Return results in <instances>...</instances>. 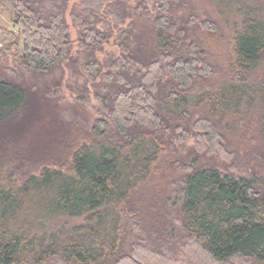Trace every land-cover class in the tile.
I'll return each instance as SVG.
<instances>
[{
  "label": "trees",
  "instance_id": "1",
  "mask_svg": "<svg viewBox=\"0 0 264 264\" xmlns=\"http://www.w3.org/2000/svg\"><path fill=\"white\" fill-rule=\"evenodd\" d=\"M67 1L0 0L12 26L0 25L4 55L14 49L19 68L50 74L72 48ZM205 1L216 19L197 25L173 16L180 0H141L138 9L149 4L155 15L147 55L125 45L132 33L119 28L118 0L71 9L104 117L90 129L70 123L55 153L38 160H21L20 145L0 146V264H264V0ZM114 29L126 52L100 63L94 54ZM27 98L0 78V124ZM190 139L181 157L176 145L185 151ZM229 145L254 154L249 177L202 165L208 153L232 156ZM180 170V184L167 189ZM171 202L179 247L166 222ZM142 210L153 212L156 235L163 229L154 246L127 242L128 215L136 221Z\"/></svg>",
  "mask_w": 264,
  "mask_h": 264
},
{
  "label": "rangeland",
  "instance_id": "2",
  "mask_svg": "<svg viewBox=\"0 0 264 264\" xmlns=\"http://www.w3.org/2000/svg\"><path fill=\"white\" fill-rule=\"evenodd\" d=\"M79 1H67L65 20L68 24L72 41L70 54L50 74L36 75L25 72L15 64L14 49L4 55L1 50L2 47H0V78L22 85L28 94L27 102H25L21 113L0 124V146L2 147L4 144L22 146L23 150L16 153L19 154L18 156L21 160H23L25 155L33 160L53 155L60 137L70 123L78 121L85 128L90 129L96 120L104 117V111L95 98L96 84L100 82V78L92 79L84 71L83 64L87 60L88 55L78 45V30L72 26L73 24L69 17L71 9L79 5ZM118 1L121 2L126 13L124 23L119 28L129 30L132 33V38L125 45L129 49H137L143 45L147 55L149 43L146 31L151 28L155 17L151 5L146 4L145 9L140 11L138 6L141 0ZM6 14L5 11L0 13V25L12 29ZM172 14L176 18L184 20L189 19V16H193L196 18L195 22L197 25L201 23L200 21L208 20V18L216 19L214 10L207 6L205 0H180V3L173 9ZM113 24L111 23V25ZM116 31L114 29V36L111 37L110 42L100 51L95 52L94 56L100 63H104L110 58L114 59L126 52L115 41ZM194 145V140L190 139L187 142L185 151L177 148L178 145H176V152L181 157H184ZM229 146L232 156L226 154L221 156L217 152L208 153L204 158H201L202 165L217 167L234 176L249 177L252 172L251 168L254 166V154L243 149H236L232 145ZM207 151L208 147L205 146L202 149V153ZM18 165L12 166L19 169ZM176 173L168 184L169 187L167 189L173 190L172 185L178 186L180 184L184 172L180 170ZM177 209L178 205L171 202V214H169L166 222L168 221V223L175 225L177 234L176 245L179 247L181 236L183 235H181L182 231L179 224L176 223L178 221L176 217ZM142 212V214L138 213L136 221L129 220L130 215H128L127 242L142 240L154 246L158 238H162L163 229L160 226L155 227L159 234L156 235L154 229H152L155 224L150 221L153 212L149 215L143 210ZM147 217H150L149 220L146 219ZM160 220L158 217V221L161 224ZM134 225L137 226V230L133 232L132 228ZM178 247L175 250L177 258L181 261H188L189 256H186Z\"/></svg>",
  "mask_w": 264,
  "mask_h": 264
}]
</instances>
